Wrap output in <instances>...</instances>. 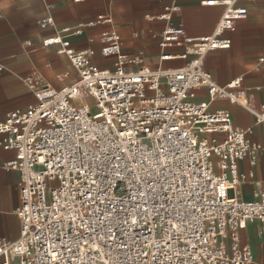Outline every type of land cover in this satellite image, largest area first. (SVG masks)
I'll list each match as a JSON object with an SVG mask.
<instances>
[{
    "label": "built area",
    "instance_id": "1",
    "mask_svg": "<svg viewBox=\"0 0 264 264\" xmlns=\"http://www.w3.org/2000/svg\"><path fill=\"white\" fill-rule=\"evenodd\" d=\"M240 1H201L223 7L214 32L201 37L172 22L180 11L173 2L146 16L168 22L151 32L161 50L155 65L144 51H123L118 24L101 33L99 50L72 46L69 37L85 25L43 40L76 73L60 74L71 78L61 88L28 74L35 101L0 121L1 143L15 152L1 167L19 173L21 225L16 240L0 235V264H253L243 232L264 223V190L239 197L244 183H260L239 164L255 165L264 145L252 139L253 127L213 104H239L263 126L264 105H253L243 75L220 84L205 67L208 54L231 48L226 33L248 14ZM103 22L113 18L87 25ZM97 53L114 56L113 67L98 66ZM176 60L184 63L165 65ZM202 90L207 99H199Z\"/></svg>",
    "mask_w": 264,
    "mask_h": 264
},
{
    "label": "crops",
    "instance_id": "2",
    "mask_svg": "<svg viewBox=\"0 0 264 264\" xmlns=\"http://www.w3.org/2000/svg\"><path fill=\"white\" fill-rule=\"evenodd\" d=\"M201 1L204 0H0V65L4 67L0 74V121L7 112L27 107L35 101L24 82L28 74L40 72L55 88L70 82V77L61 79L59 75L67 72L72 76L76 73L75 68L64 55L58 54L57 46L45 47L42 44L44 39L56 35L62 28L85 25L82 34L69 37L72 46L75 49L93 47L99 50L101 33L118 24L123 51L128 54L144 51L146 62L155 65L161 50L151 32L162 31L168 22L149 20L146 16L161 15L173 2L180 11L174 14L172 22H182L190 36H207L214 32L223 7L203 5ZM239 4L247 7L248 14L237 22L235 30L226 33L232 40L231 48L208 54L205 67L220 84L243 75V84L253 105L260 108L264 105V0H241ZM47 15H52L55 23L42 28L38 20ZM99 15L111 16L113 23L87 25ZM93 60L102 68H112L115 57H103L97 53ZM183 63L176 60L165 65ZM257 66L260 70L254 71ZM199 99H207L205 90L200 92ZM213 107L228 109L236 125L253 127L252 139L264 145V126L256 123L252 112L227 99L216 101ZM2 137L0 135V235L16 240L21 227L16 214L20 204L16 188L19 173L1 167L15 155L13 150L4 148ZM239 165L244 173L253 171L254 179L260 182H247L241 186L239 197L252 200L256 189L264 190V149L255 165H250L248 159ZM243 240L253 250V264H264V223L250 222L243 232Z\"/></svg>",
    "mask_w": 264,
    "mask_h": 264
},
{
    "label": "rangeland",
    "instance_id": "3",
    "mask_svg": "<svg viewBox=\"0 0 264 264\" xmlns=\"http://www.w3.org/2000/svg\"><path fill=\"white\" fill-rule=\"evenodd\" d=\"M43 82H46V79L45 78H43V80H42ZM61 84V83H60ZM60 84H59V86H60ZM94 112H96V110H93ZM214 160H215V162H216V160H217V157H215L214 156ZM57 182L56 181H53V182H50V186H54L55 184H56Z\"/></svg>",
    "mask_w": 264,
    "mask_h": 264
},
{
    "label": "bare ground",
    "instance_id": "4",
    "mask_svg": "<svg viewBox=\"0 0 264 264\" xmlns=\"http://www.w3.org/2000/svg\"><path fill=\"white\" fill-rule=\"evenodd\" d=\"M89 108H90L91 110H96V109H97L96 106H90Z\"/></svg>",
    "mask_w": 264,
    "mask_h": 264
}]
</instances>
